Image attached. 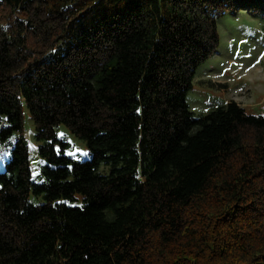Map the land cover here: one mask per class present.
<instances>
[{
  "label": "trees",
  "instance_id": "16d2710c",
  "mask_svg": "<svg viewBox=\"0 0 264 264\" xmlns=\"http://www.w3.org/2000/svg\"><path fill=\"white\" fill-rule=\"evenodd\" d=\"M246 8L264 17V0H0V264H264V112L186 101L217 20ZM60 123L88 159L57 152Z\"/></svg>",
  "mask_w": 264,
  "mask_h": 264
},
{
  "label": "rangeland",
  "instance_id": "374dc122",
  "mask_svg": "<svg viewBox=\"0 0 264 264\" xmlns=\"http://www.w3.org/2000/svg\"><path fill=\"white\" fill-rule=\"evenodd\" d=\"M264 17L251 13L249 9H231L217 20L219 43L212 56L196 69L192 87L186 94V101L194 115L207 113L226 101L234 100L249 112H264ZM56 136L67 143L57 152L75 160L90 157L86 142L76 136L64 124L55 126ZM23 137L29 150V162L33 181L45 180L42 172L47 164L37 151L35 127L32 118L25 114ZM10 150L0 151V171L9 159ZM107 167L100 166L105 172ZM77 196H80L79 193ZM81 205V200L59 199Z\"/></svg>",
  "mask_w": 264,
  "mask_h": 264
},
{
  "label": "built area",
  "instance_id": "2783aa9c",
  "mask_svg": "<svg viewBox=\"0 0 264 264\" xmlns=\"http://www.w3.org/2000/svg\"><path fill=\"white\" fill-rule=\"evenodd\" d=\"M7 147H8L7 145H5V146H1V145H0V148H7Z\"/></svg>",
  "mask_w": 264,
  "mask_h": 264
}]
</instances>
